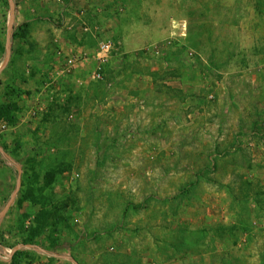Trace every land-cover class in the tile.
Here are the masks:
<instances>
[{
    "label": "rangeland",
    "instance_id": "obj_1",
    "mask_svg": "<svg viewBox=\"0 0 264 264\" xmlns=\"http://www.w3.org/2000/svg\"><path fill=\"white\" fill-rule=\"evenodd\" d=\"M15 4L0 264H264V0Z\"/></svg>",
    "mask_w": 264,
    "mask_h": 264
},
{
    "label": "trees",
    "instance_id": "obj_2",
    "mask_svg": "<svg viewBox=\"0 0 264 264\" xmlns=\"http://www.w3.org/2000/svg\"><path fill=\"white\" fill-rule=\"evenodd\" d=\"M5 3L8 5V1L5 0ZM19 33H14L13 35V40L15 41L16 39H20L21 37H19ZM4 51L6 49H3ZM0 120H8V121H13L14 120V116L11 114L10 111V107H8L5 103L1 104L0 103ZM18 173V170H17ZM49 177L53 178L54 175L50 174ZM47 214L46 211L41 212L39 216H37V230H39L41 232V230L44 229L45 225H46V219H45V215ZM29 244V243H27ZM0 251H6V248L0 244ZM22 254L17 252L15 253V255L13 256L12 260L13 261H17V259L21 256Z\"/></svg>",
    "mask_w": 264,
    "mask_h": 264
},
{
    "label": "water",
    "instance_id": "obj_3",
    "mask_svg": "<svg viewBox=\"0 0 264 264\" xmlns=\"http://www.w3.org/2000/svg\"><path fill=\"white\" fill-rule=\"evenodd\" d=\"M10 2V23L8 27V32H7V39H6V52H7V57L4 61V64L0 67V73L4 70V68L7 66L10 58H11V40H12V29L15 21V14H16V4L14 0H9ZM19 173V178H18V184H17V189L15 193L13 194L10 203L15 199L17 192L21 186V171L18 169ZM31 248V247H30Z\"/></svg>",
    "mask_w": 264,
    "mask_h": 264
},
{
    "label": "built area",
    "instance_id": "obj_4",
    "mask_svg": "<svg viewBox=\"0 0 264 264\" xmlns=\"http://www.w3.org/2000/svg\"><path fill=\"white\" fill-rule=\"evenodd\" d=\"M111 43L110 42H101L99 44V49L100 52H102L103 54H107L109 52V50L111 49ZM106 56V55H105ZM99 58H103V57H99ZM76 62L75 59H70L69 61V66L72 67V65ZM97 78H101V75L98 74Z\"/></svg>",
    "mask_w": 264,
    "mask_h": 264
},
{
    "label": "crops",
    "instance_id": "obj_5",
    "mask_svg": "<svg viewBox=\"0 0 264 264\" xmlns=\"http://www.w3.org/2000/svg\"><path fill=\"white\" fill-rule=\"evenodd\" d=\"M15 1V0H14ZM18 170V169H17ZM19 174V173H18ZM32 248V247H31Z\"/></svg>",
    "mask_w": 264,
    "mask_h": 264
}]
</instances>
